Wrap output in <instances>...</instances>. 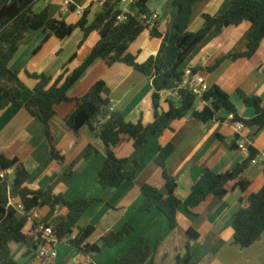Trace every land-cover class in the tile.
Listing matches in <instances>:
<instances>
[{
    "label": "crops",
    "instance_id": "0c3cea01",
    "mask_svg": "<svg viewBox=\"0 0 264 264\" xmlns=\"http://www.w3.org/2000/svg\"><path fill=\"white\" fill-rule=\"evenodd\" d=\"M41 8L48 7L49 14L67 24H76L79 15L63 5L62 0H39ZM74 8L87 9V20L92 23L101 11L102 0H69ZM231 0H203L196 3L194 14L187 31L195 33L205 26L203 14L216 17L223 14ZM146 7L150 16L148 29L130 43L128 52L139 64L155 56L162 38L150 36L149 30L157 24L158 32L164 34L170 18L173 0H147ZM117 9L138 19L143 16L134 0H124ZM156 14L157 19L152 15ZM249 22L237 26H227L220 31H210L190 54L186 68L196 70L207 86L215 85L229 96L241 119H251L255 115L252 107L243 104L239 92L245 96H257L264 109V39L255 54L249 58L232 60L231 54L246 50L245 34ZM42 31H29L18 43L17 52L8 64L16 71L25 90L20 96L26 102L32 95L35 81L27 73L46 74L57 78L67 64L69 71L87 58L90 50L99 41L97 32L90 33L82 44V32L76 28L64 38L50 37L41 44ZM40 46V47H39ZM39 47V48H38ZM37 49V50H36ZM36 50V51H35ZM216 60H220L214 66ZM185 68V70H186ZM184 70V71H185ZM97 81L104 83L103 93L110 107L120 113L126 121L143 125L154 119L152 106V80L123 63L107 65L96 60L84 75L68 91L71 101L55 106L51 120V142L46 140L40 120L21 107H7L0 111V155L17 158L27 171L26 188L31 191H51L67 200L93 199V204L81 216L77 227L92 226L88 237L90 245H98L97 254H84L71 245L77 235L74 229L69 238L57 239L53 249L56 256L52 260L39 259L34 252L27 253L23 243H10L11 256L19 264H114L116 259L139 238L155 249L153 264H175L177 257H183L190 250L191 264H264V233L255 243L240 248L232 243V220L239 209L247 206L246 197L257 192L264 185V157L258 156V165H250L241 178L249 181L246 192H242L236 181L227 184V194L222 199L207 195L201 202L191 205V198L200 190H193L194 183L205 170L220 174L231 170L245 161V155L237 150L240 138L256 152L264 148V128L248 127L239 134L228 121V113L220 110L209 121H199L191 115L169 123L161 134L149 136L146 143L134 147L132 141L123 140L114 149L119 159H125V171L137 164L140 169L132 180L121 183L116 188H101L97 183L106 154L103 142L87 126L79 131H70L64 119L73 111L75 99L86 94ZM169 91L161 92V101L175 99ZM163 109L167 106L161 103ZM205 104L198 100L195 110L200 111ZM170 144L172 152L166 161V173L175 182L174 196L181 202L177 211V225L171 230L164 215L156 210L141 211L143 196L141 186L150 185L158 190L164 189L162 168L155 163L161 147ZM51 147L62 157L57 161L51 155ZM11 180L12 170L7 174ZM18 205L19 199L9 193L8 201ZM21 214L23 209H17ZM66 215L64 207L34 209L28 213L23 233L33 237L38 225L52 226ZM129 225L133 233L125 236L114 247L105 245L101 238L108 232L119 231ZM197 236L191 238L188 231ZM50 248L51 246H46ZM39 249V248H38ZM38 251V250H37ZM36 251V253H37Z\"/></svg>",
    "mask_w": 264,
    "mask_h": 264
},
{
    "label": "trees",
    "instance_id": "16d2710c",
    "mask_svg": "<svg viewBox=\"0 0 264 264\" xmlns=\"http://www.w3.org/2000/svg\"><path fill=\"white\" fill-rule=\"evenodd\" d=\"M36 1L0 0V111L11 106L24 108L40 120L46 140L51 142V120L55 115V106L71 101L67 95L68 91L96 60H102L107 65L115 62L123 63L152 80L154 119L147 125H143L140 120L136 123L126 121L120 113L110 111L109 100L103 93L102 81H97L84 96L75 99L73 111L64 119L70 131L77 132L83 126H87L103 142L106 158L97 178L101 188H116L124 181L132 180L139 172L140 167L135 163L130 170L125 171L127 161L115 156L114 149L121 141L130 140L134 147H139L146 143L149 136L161 134L171 121L186 115L206 122L213 119L218 111L223 110L233 114L234 121L243 123L246 128H264V109L261 108L257 96L248 97L239 92L243 104L252 107L255 111L251 119L245 120L237 116L236 108L229 96L215 85L208 86L200 97L193 91L183 88L177 89L175 99L168 98L161 101V92L172 91L181 83L190 54L210 31H220L227 26L249 22L250 28L245 34L246 50L228 57L232 60L251 58L264 39V0H231L223 14L216 17L203 14L205 26L195 33L188 32L187 28L193 18L196 3L203 0H173V8L164 34L158 32L157 24L149 30L150 36L162 38L160 48L155 56L141 64L137 63L135 57L128 52V47L143 30L149 27L150 13L146 7L147 0H135L143 16L141 19L123 14L124 20L118 21L117 16L122 12L117 6L121 0H102L101 11L96 14L92 23L88 22L87 9H85L76 24H67L63 20L53 18L49 14L48 7L33 11ZM68 8L75 11L72 4H69ZM76 28L80 29L83 35L80 44L92 32H97L100 37L87 58L69 71L67 64L73 61L74 57H72L55 79L43 73H27L28 78L35 81V84L31 97L26 102H22L20 96L25 90V84L19 80L16 71L8 68L9 62L17 52L18 43L29 31L43 32L44 37L40 44L42 45L50 37L64 39ZM218 62L220 60H216L214 66L207 70H212ZM192 72L196 73V70L192 69ZM198 100L205 104L200 111L194 108ZM163 102L167 106L166 109L161 106ZM172 149L170 144L161 147L154 160L163 170L164 189L160 191L143 184L141 186L143 201L139 207L141 211L160 212L167 219L171 230L177 225V211L181 204L174 196L175 182L165 169ZM51 155L55 160L62 161V157L52 147ZM256 155L257 152L250 146L245 161L231 170L220 174L205 170L194 183L193 190L199 189L200 193L191 198V205L198 204L207 195L222 199L228 192L227 184L232 181H236L237 187L242 192H246L250 183L241 178V175L248 167L249 161ZM8 170H12L11 180L8 175L3 179L0 178V264H19L10 253L9 244L12 242L25 244L27 253L33 251L36 255L40 240L34 242L33 237L23 233V229L28 220V213L43 207L56 209L61 206L66 209V215L51 226L57 239L69 238L72 231L78 229L77 235L70 241L71 245L84 254L93 255L100 251L98 245H90L87 242L94 228L77 227L81 216L93 204V199L67 200L61 195H54L49 190L31 191L25 186L27 171L18 159H9L0 155V172ZM9 193L19 199L23 207L22 214L7 205ZM246 201L247 206L239 209L232 220V243L240 248L255 243L264 233V185L257 192L248 194ZM133 231L132 227L125 225L119 231L108 232L101 240L108 247H114ZM188 235L193 239L197 236L192 230L188 231ZM154 253L155 249H151L143 239L139 238L116 259L114 264H153ZM190 260V250L187 247L185 255L177 257L175 264H191Z\"/></svg>",
    "mask_w": 264,
    "mask_h": 264
},
{
    "label": "built area",
    "instance_id": "2783aa9c",
    "mask_svg": "<svg viewBox=\"0 0 264 264\" xmlns=\"http://www.w3.org/2000/svg\"><path fill=\"white\" fill-rule=\"evenodd\" d=\"M122 1H124V0H122ZM62 2H63V5L66 7H68L70 4L69 0H62ZM75 12H76V14L81 16L83 13V9L76 8ZM124 17L125 16L123 14H120L117 16V20L122 21V20H124ZM152 18L156 20L157 15L156 14L152 15ZM183 88L193 91L198 97H200L201 94L207 90L208 86H207V84H206V82L202 76H200L196 73H193L192 69L186 68V70L184 71L183 79H182L181 83L178 84V87L176 89L169 91L170 93L168 92L169 93L168 96L173 97V95L177 94V89H183ZM109 110L112 111L113 109L111 107H109ZM228 121L231 122V124H233V126H235L237 134H239L242 130H245V128H246L243 125V123L234 121L233 114H228ZM249 147H250V145L246 144L240 138L237 139L236 148L238 151L243 153L245 156L249 155ZM259 155L264 157V148H262L261 152H257L256 157L251 159L249 161V164L250 165H258L257 158ZM8 173H10V170L0 172V178L3 179L5 177V175H7ZM7 205L13 207L16 210L17 209H19V210L23 209L21 204L16 205V204L10 202V200L8 201ZM38 240H40V243L38 244L39 249L36 253V256L42 260L54 259L56 256V252L53 249V246H54V243L56 242L57 238L54 236V233L52 231V227L47 226V225H38L36 227V230H35V235L33 236V241L37 242ZM47 245L51 246V247L47 248L46 247Z\"/></svg>",
    "mask_w": 264,
    "mask_h": 264
},
{
    "label": "rangeland",
    "instance_id": "374dc122",
    "mask_svg": "<svg viewBox=\"0 0 264 264\" xmlns=\"http://www.w3.org/2000/svg\"><path fill=\"white\" fill-rule=\"evenodd\" d=\"M42 6V3L41 1L37 0L33 6V11H38V8L40 7L41 8Z\"/></svg>",
    "mask_w": 264,
    "mask_h": 264
}]
</instances>
